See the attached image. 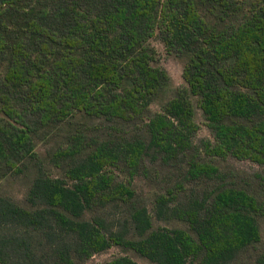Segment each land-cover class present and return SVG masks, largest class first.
Instances as JSON below:
<instances>
[{
  "label": "trees",
  "instance_id": "16d2710c",
  "mask_svg": "<svg viewBox=\"0 0 264 264\" xmlns=\"http://www.w3.org/2000/svg\"><path fill=\"white\" fill-rule=\"evenodd\" d=\"M157 32L185 85L153 113L172 82ZM194 99L214 142L196 141ZM65 129L41 160L37 140ZM230 158L264 167V0H0V183L29 181L22 204L0 195V264H84L112 247L236 264L262 242L264 175L258 189L227 175ZM158 167L179 178L153 189V217L135 180Z\"/></svg>",
  "mask_w": 264,
  "mask_h": 264
},
{
  "label": "rangeland",
  "instance_id": "374dc122",
  "mask_svg": "<svg viewBox=\"0 0 264 264\" xmlns=\"http://www.w3.org/2000/svg\"><path fill=\"white\" fill-rule=\"evenodd\" d=\"M152 46L156 50V65L163 68L169 74L172 82L171 86L168 88L165 94V100L162 102L155 103L151 106L153 113L161 112L162 105L169 99L173 97L174 91L185 85L183 79V71L185 67V60L167 51L165 44L162 40L161 33L157 32L151 40ZM194 109H195V122L199 126L198 138L196 141L210 140L214 142V138L210 133L207 123L203 117L202 111L197 104V99H194ZM62 132L52 134L50 136H45V139L37 140L36 142V152L41 157L44 162L48 159V153L51 152L52 148L56 143L61 142L64 133ZM49 169L50 167L47 166ZM221 167L227 175H229L231 170L238 172L240 174V179L252 183L256 189H258V182H253L256 179L253 176L256 174L264 175V167H261L251 161L247 160H237L230 158L225 162H221ZM156 173L153 174L150 179L136 178L135 185L137 190L142 193L148 200L149 209L153 217L155 213L152 210L151 192L155 188L164 189L175 179H178L176 173L171 172L169 168H156ZM53 176L60 177L61 173L56 170H50ZM246 175H243V174ZM28 175V173H27ZM248 175V176H247ZM24 175L8 178L0 183V195L6 198L12 199L20 204L24 203L26 200V195L28 191L29 181L24 179ZM264 198V197H263ZM116 215V212H115ZM156 219V218H155ZM156 221V220H155ZM158 226H165L163 222L156 221ZM262 230V242L257 246L253 247L248 252L244 253L236 262V264H257V256L264 253V219L261 222ZM119 257H130L139 264H152L146 259L139 257L138 255L126 252L121 248L112 247L102 253L96 254L91 259L87 260L84 264H109L112 260ZM193 264V263H190Z\"/></svg>",
  "mask_w": 264,
  "mask_h": 264
}]
</instances>
